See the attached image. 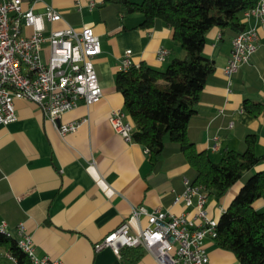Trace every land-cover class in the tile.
<instances>
[{"label": "crops", "instance_id": "crops-1", "mask_svg": "<svg viewBox=\"0 0 264 264\" xmlns=\"http://www.w3.org/2000/svg\"><path fill=\"white\" fill-rule=\"evenodd\" d=\"M140 2V0H133ZM26 7L43 13L53 7L62 18L45 22V34L67 25L93 24L101 40V52L94 65L103 87V97L91 105L81 102L64 112L61 122L82 120L74 132L61 135L55 123L33 101L17 97V119L0 124V225L14 237H30L35 255L50 264H159L154 253L137 247L122 248L117 255L111 247L95 249V243L123 222L136 233L147 224L132 216V210L145 205L174 213L187 212L195 217V207L174 202L175 193L185 189L188 164L172 163L152 170L147 149L135 139H125L110 122L113 111L125 110L124 96L116 87L122 58L131 49L134 64L142 61L165 68L185 51L173 38V29L164 22L154 28L139 26L140 11L125 12L112 0H24ZM247 27L259 25L255 15L242 14ZM31 27L25 26V32ZM232 38L218 26L206 35L204 53L214 60L216 70L203 89L195 107L208 118L197 143L211 159L222 157L227 149H242L247 134L257 137L256 151L264 153V112L254 117L242 108L243 100L264 101V31L250 62L229 79L224 72L232 50ZM161 48L167 50L163 60ZM47 50V49H46ZM231 82V84H229ZM264 169V162L253 168ZM243 185L238 180L220 200L208 195L205 208L219 218ZM213 199L210 201V197ZM264 210V196L254 201ZM210 264H234V252L207 239ZM0 264H15L14 258L0 247Z\"/></svg>", "mask_w": 264, "mask_h": 264}, {"label": "trees", "instance_id": "trees-1", "mask_svg": "<svg viewBox=\"0 0 264 264\" xmlns=\"http://www.w3.org/2000/svg\"><path fill=\"white\" fill-rule=\"evenodd\" d=\"M112 1L125 12H142L141 27L154 28L161 22L170 26L173 38L185 51L165 68L142 61L118 71L116 87L136 126L133 139L147 149L152 170L172 163L188 164L184 174L191 184L219 200L242 180L240 190L218 218L214 241L234 252L239 264H264V210L253 204L264 196V169L253 171L264 162V153L256 151V134H247L242 149H227L216 162L207 150L198 149L208 118L195 107L216 70L214 60L204 53L207 33L214 26L230 36L246 30L242 14L260 0ZM242 108L258 117L264 112V101L245 98ZM0 247L15 264H35L8 230H0ZM142 253L143 248L138 246L134 259Z\"/></svg>", "mask_w": 264, "mask_h": 264}, {"label": "built area", "instance_id": "built-area-1", "mask_svg": "<svg viewBox=\"0 0 264 264\" xmlns=\"http://www.w3.org/2000/svg\"><path fill=\"white\" fill-rule=\"evenodd\" d=\"M245 12L255 15L260 24L233 36L224 68L228 79L250 62L259 47L260 30L264 31V0ZM62 17L53 7L38 13L32 6L26 7L24 0H0V124L17 119L14 101L20 97L35 102L55 123L59 133L66 135L76 131L82 120L58 122L62 114L81 102L89 106L103 97L94 65V57L101 52L99 35L91 23L81 27L67 25L45 34V22ZM25 26L31 27V31L25 32ZM131 52V49L125 51L121 69L127 70L134 64ZM166 54L167 50L161 48L159 59L163 60ZM110 122L125 139H133V124L123 110L113 111ZM184 184L185 189L175 193L174 202L194 206L195 217L187 212L149 210L143 204L138 205L133 208L132 216L140 220L145 215L147 224L133 233L129 224L123 222L96 242L95 249L111 247L120 255L125 246H143L154 253L159 264H210L205 244L217 235L218 219L205 208L208 193L192 185L188 177L184 178ZM0 230L5 231V226L0 225ZM19 230L23 236L19 245L32 261L50 264L48 258L35 255L30 237L23 233L22 223Z\"/></svg>", "mask_w": 264, "mask_h": 264}, {"label": "rangeland", "instance_id": "rangeland-1", "mask_svg": "<svg viewBox=\"0 0 264 264\" xmlns=\"http://www.w3.org/2000/svg\"><path fill=\"white\" fill-rule=\"evenodd\" d=\"M142 1H143V0H140V2H142ZM220 159H221V157H220V158H218V159H215L214 161H216V162H217V161H219ZM212 199H213V196H211V197H210V201H211Z\"/></svg>", "mask_w": 264, "mask_h": 264}, {"label": "water", "instance_id": "water-1", "mask_svg": "<svg viewBox=\"0 0 264 264\" xmlns=\"http://www.w3.org/2000/svg\"><path fill=\"white\" fill-rule=\"evenodd\" d=\"M58 122H61V120H60V119H58Z\"/></svg>", "mask_w": 264, "mask_h": 264}]
</instances>
